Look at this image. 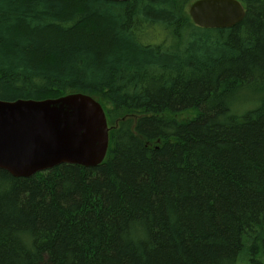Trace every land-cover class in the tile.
I'll use <instances>...</instances> for the list:
<instances>
[{
    "label": "trees",
    "instance_id": "obj_1",
    "mask_svg": "<svg viewBox=\"0 0 264 264\" xmlns=\"http://www.w3.org/2000/svg\"><path fill=\"white\" fill-rule=\"evenodd\" d=\"M194 1L0 0V100L110 128L97 167L0 170V264H262L264 0L223 30Z\"/></svg>",
    "mask_w": 264,
    "mask_h": 264
},
{
    "label": "water",
    "instance_id": "obj_2",
    "mask_svg": "<svg viewBox=\"0 0 264 264\" xmlns=\"http://www.w3.org/2000/svg\"><path fill=\"white\" fill-rule=\"evenodd\" d=\"M188 15L198 28L223 30L239 24L245 10L237 0H196ZM109 132L102 106L85 94L0 100V170L30 178L62 164L97 167L107 156Z\"/></svg>",
    "mask_w": 264,
    "mask_h": 264
},
{
    "label": "rangeland",
    "instance_id": "obj_3",
    "mask_svg": "<svg viewBox=\"0 0 264 264\" xmlns=\"http://www.w3.org/2000/svg\"><path fill=\"white\" fill-rule=\"evenodd\" d=\"M193 2L189 3L187 6H186V12L188 13V9L190 7V5L192 4ZM263 254H264V251H263ZM264 256V255H263ZM247 262V261H246ZM246 264H251L250 262H247ZM262 264H264V257L262 258Z\"/></svg>",
    "mask_w": 264,
    "mask_h": 264
}]
</instances>
